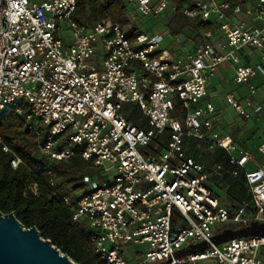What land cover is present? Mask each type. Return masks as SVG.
Returning a JSON list of instances; mask_svg holds the SVG:
<instances>
[{"label":"built area","instance_id":"1","mask_svg":"<svg viewBox=\"0 0 264 264\" xmlns=\"http://www.w3.org/2000/svg\"><path fill=\"white\" fill-rule=\"evenodd\" d=\"M126 1L131 21L178 9L169 0ZM77 9V0H0V115H20L37 137L45 128L36 152L52 186L49 163L77 154L93 163L76 204L63 200L95 254L105 264H264L259 237L174 258L225 229L264 223V164L248 170L254 156L218 129L223 111L202 106L213 72L229 65L248 86L246 97H226L229 106L245 119L259 111L251 96L264 80V0H185L186 18L216 25L186 53L165 52L167 34L158 30L129 37L130 27L79 22ZM131 105L138 124L124 114ZM191 139L227 152L233 176L245 173L250 200L229 204L208 187L211 174L186 154ZM2 153L20 165L0 136Z\"/></svg>","mask_w":264,"mask_h":264},{"label":"trees","instance_id":"2","mask_svg":"<svg viewBox=\"0 0 264 264\" xmlns=\"http://www.w3.org/2000/svg\"><path fill=\"white\" fill-rule=\"evenodd\" d=\"M77 1L76 20L79 22L130 27L129 37L141 32L139 25L134 24L128 17L132 6L126 0ZM169 1L175 2L178 7L176 13H169L171 18L167 24L169 33L173 37L181 36L191 23L196 25L195 38L204 32L215 30V24L192 22L186 18L180 11L185 0ZM247 1L230 0L234 6L246 4ZM260 83L261 80L257 84L258 88ZM22 108L25 112L28 111L26 105H22ZM124 114L129 121L138 124L140 112L136 105L126 107ZM38 128L42 133L41 137H37L28 129L20 115L16 113L0 115V136L21 160L20 165L14 169L10 164L11 155L0 154V211L5 215L14 214L27 229L36 228L43 239L49 240L75 263L105 264L95 254L86 225L72 220L71 206L76 204L77 195L84 190L81 179L92 172L93 163L83 160L80 154L67 162L49 163L56 180L55 186H52L51 177L42 170L41 160L36 152L39 142L46 140L49 134L43 126ZM185 150L189 157L202 165L205 160L211 162V168L209 170L205 168V171L215 180L221 175L220 182L236 199L233 205L250 200L245 173L240 172L238 176H233L234 166L230 164L224 149L209 141L191 139L187 141ZM64 196L69 198L71 206L65 204Z\"/></svg>","mask_w":264,"mask_h":264},{"label":"rangeland","instance_id":"3","mask_svg":"<svg viewBox=\"0 0 264 264\" xmlns=\"http://www.w3.org/2000/svg\"><path fill=\"white\" fill-rule=\"evenodd\" d=\"M170 18L171 15L169 14L149 17H144L143 15L138 14V18L133 22L134 24L139 25V29L142 33H151L158 30L167 34L164 43L161 46L165 52L173 53L174 50H179L180 53H186L187 49H192L195 41L202 39V37L200 35L195 38L197 30L194 23L189 24L181 36L176 38L173 37L170 35L167 27ZM66 38L70 39V36L66 34ZM217 73L218 70L214 71L213 75H216ZM227 77L226 80L218 83L213 81V84L211 85L212 98L218 103L217 106L223 111V117L220 122L223 127L221 132L232 136L234 141L238 142V145L241 148H244L254 156V162L249 163L247 166L248 170H252L264 164V155L258 152V148L264 143V80H261V85L258 88L257 93L251 96V100L259 111L250 119H245L238 116L235 110L229 106L226 100V95L229 93L234 94L236 92L248 95V86L242 84L230 70L228 71ZM256 83H259V80L256 81ZM209 104L210 103L207 100L202 102L204 108H207ZM208 151L210 150L208 149ZM210 163L211 162L205 160L203 166L209 170L211 168ZM211 177L212 176L209 177L208 186L219 196V198H221V200L229 204H234L236 199L229 194L228 188L223 186L220 182L221 175H218V179L216 180L213 179L214 177L211 179ZM135 249L136 248L134 247L133 250L135 251Z\"/></svg>","mask_w":264,"mask_h":264},{"label":"water","instance_id":"4","mask_svg":"<svg viewBox=\"0 0 264 264\" xmlns=\"http://www.w3.org/2000/svg\"><path fill=\"white\" fill-rule=\"evenodd\" d=\"M264 238V223L253 221L240 229H225L209 241L190 245L178 251L174 258L181 259L202 253L212 246L223 245L233 239ZM0 264H77L62 254L49 240L41 237L36 228L27 229L14 214L0 211Z\"/></svg>","mask_w":264,"mask_h":264},{"label":"crops","instance_id":"5","mask_svg":"<svg viewBox=\"0 0 264 264\" xmlns=\"http://www.w3.org/2000/svg\"><path fill=\"white\" fill-rule=\"evenodd\" d=\"M191 49H187V52L190 51ZM253 61L251 63H258V57L255 56L253 57ZM246 63H249V60H244ZM232 71L233 74H234V71L232 70V68L229 66V65H223L221 66L219 69H218V73L216 75H213V77L211 78L210 82H209V85H208V97H207V101L211 104H213L217 109H220L217 105L218 103L216 101H214V99L212 98V94H211V85L213 84V81L215 83H218V82H221L223 80H226L228 77V71ZM229 94H232L234 95L236 98L240 99V98H244L246 97L247 95H244V93H241V92H236V93H229ZM227 94L226 97L229 95ZM218 129L221 131V129H223L222 125H220L218 127ZM253 170V169H252Z\"/></svg>","mask_w":264,"mask_h":264}]
</instances>
